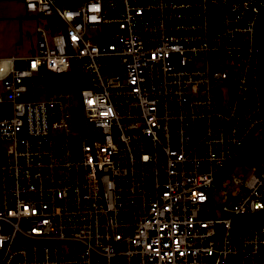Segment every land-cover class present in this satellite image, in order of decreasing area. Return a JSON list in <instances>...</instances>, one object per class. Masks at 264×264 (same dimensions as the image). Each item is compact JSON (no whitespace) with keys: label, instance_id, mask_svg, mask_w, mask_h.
<instances>
[{"label":"built area","instance_id":"built-area-1","mask_svg":"<svg viewBox=\"0 0 264 264\" xmlns=\"http://www.w3.org/2000/svg\"><path fill=\"white\" fill-rule=\"evenodd\" d=\"M20 2L0 15V264H264L263 160L217 181L228 218L197 217L264 132V0Z\"/></svg>","mask_w":264,"mask_h":264},{"label":"rangeland","instance_id":"rangeland-1","mask_svg":"<svg viewBox=\"0 0 264 264\" xmlns=\"http://www.w3.org/2000/svg\"><path fill=\"white\" fill-rule=\"evenodd\" d=\"M43 22L42 19H38V23L41 24ZM209 85H211V89L220 92L222 95L224 93L229 94L231 92V88L229 84L224 81L222 82L220 79H214L210 81ZM34 98L36 100H41L45 94L47 93V90H45L43 84H37L34 87ZM264 162V160L262 161ZM225 175V179H231L232 176L234 175H241L242 179H246L249 174L251 173L250 168L244 161H239L237 164L233 165L230 167ZM212 191L210 194V201H205L201 204V206L198 209L197 212V217H200L202 219H207L208 217H211V206L213 207L216 216L222 217V218H228L230 215V212L228 211H223L220 209V205L222 204L221 201L223 200V196L220 194V186L219 183L214 184L212 187ZM233 185L231 183H228L227 186L225 187V204L228 206L229 201H230V193L233 190Z\"/></svg>","mask_w":264,"mask_h":264},{"label":"trees","instance_id":"trees-1","mask_svg":"<svg viewBox=\"0 0 264 264\" xmlns=\"http://www.w3.org/2000/svg\"><path fill=\"white\" fill-rule=\"evenodd\" d=\"M258 42L260 46L261 60L264 57V11L258 27ZM46 89H70L71 83L69 75L48 74L46 77ZM264 152V132L257 138L250 140L241 153L240 161L247 165L259 162V157ZM258 219L264 222V214H260Z\"/></svg>","mask_w":264,"mask_h":264},{"label":"water","instance_id":"water-1","mask_svg":"<svg viewBox=\"0 0 264 264\" xmlns=\"http://www.w3.org/2000/svg\"><path fill=\"white\" fill-rule=\"evenodd\" d=\"M23 35H24V37H26V33H25V32H23ZM260 83H261V85H260V88H261V98L263 99V105H264V57H263V59H262L261 65H260ZM258 157H259V160H264V152H263L260 156H258ZM240 159H241V155L235 157L234 160H232L231 162H229V163L226 165V167H225L223 170H221V171L219 172V174H218V175L212 180V183H211V185H210V187H209V190H208L209 192L212 190V186H213L214 184H216L217 181H218V180H219L224 174H226L227 170H228L230 167H232L233 165L237 164V163L239 162Z\"/></svg>","mask_w":264,"mask_h":264},{"label":"crops","instance_id":"crops-1","mask_svg":"<svg viewBox=\"0 0 264 264\" xmlns=\"http://www.w3.org/2000/svg\"><path fill=\"white\" fill-rule=\"evenodd\" d=\"M20 0H0V15L2 9H14L20 5Z\"/></svg>","mask_w":264,"mask_h":264}]
</instances>
